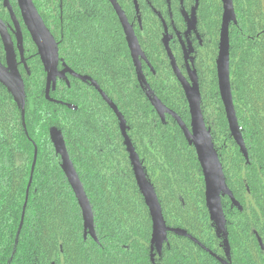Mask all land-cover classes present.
Segmentation results:
<instances>
[{
	"label": "trees",
	"instance_id": "16d2710c",
	"mask_svg": "<svg viewBox=\"0 0 264 264\" xmlns=\"http://www.w3.org/2000/svg\"><path fill=\"white\" fill-rule=\"evenodd\" d=\"M46 1L39 0L36 5L48 24L55 26L65 61L75 66L77 57L81 66H99V72L105 67L111 74L108 80L106 75L96 77L104 82L103 87L110 85L106 92L127 121L128 135L155 187L167 226L187 231L215 256L227 260L223 238L217 235L210 219L204 177L194 148L172 118L160 120L134 86L137 83L131 75H125L124 81L129 83L130 91L119 92L120 79L112 73L120 67L125 71L129 68L124 64L125 56H120L119 47L125 41L116 37L121 27L109 3L67 0L60 12L43 4ZM118 1L133 17L134 6H129L133 0ZM194 1L183 0V5L190 9ZM137 2L143 35H151L159 55L163 52L161 19L168 20L169 9L175 13L181 0ZM199 3L200 25L218 41L222 0ZM233 3L237 22L230 28L231 77L248 162L230 136L216 75H206L209 86L203 93V112L227 186L239 204L235 207L227 198L222 200L230 262L264 264V0ZM155 58L162 75L153 80V89L189 123V109L178 83L162 69L165 64L157 55ZM212 63L215 72L214 59ZM34 65L33 71L42 70L38 60ZM31 78L25 84V123L21 109L0 85V264H8L14 249L31 177L34 143L38 158L11 264H153L152 255L155 264H222L191 239L174 233L168 234L161 255L152 251V219L113 111L96 93L64 85L52 92V97L76 104L78 111L50 103L44 98L42 75ZM52 128L62 132L84 186L98 242L90 236L84 238L82 211L50 139Z\"/></svg>",
	"mask_w": 264,
	"mask_h": 264
},
{
	"label": "water",
	"instance_id": "95a60500",
	"mask_svg": "<svg viewBox=\"0 0 264 264\" xmlns=\"http://www.w3.org/2000/svg\"><path fill=\"white\" fill-rule=\"evenodd\" d=\"M114 7L120 22L123 26L127 43L130 48L131 54L137 66L139 81L142 89L149 98L152 106L157 110L161 118H164L165 114L172 115L179 127L183 131L185 138L189 145L193 146L196 155L201 166L204 182H205V195L206 204L210 214V219L215 227L217 235L223 238V244L225 248V253L227 260L215 256L211 251L206 249L201 245L195 238H193L187 231L179 228H170L167 226L162 206L160 204L159 198L155 191V188L151 181L148 179L147 174L144 171L143 164L132 145V142L127 134L126 121L122 114L119 112L118 108L113 102H111L104 94L103 98L109 104L111 109L116 114L119 122L122 135L125 139V145L127 147V152L129 153V159L133 168V173L136 179L137 186L145 200V203L149 209L150 216L152 219V238H151V249L157 251L159 255L162 254L164 245L168 242V234L174 233L178 236L187 237L193 242L197 243L204 250L209 252L213 257H216L218 261L222 264H231L230 262V245L227 233V222L224 214V209L222 205V198L228 196L235 206H239L238 202L235 200L232 192L229 190L226 178L223 172L222 164L220 162L219 156L215 149L211 131L207 128L202 109H201V95L199 92V87L195 79L192 80L193 85H188L181 77V83L184 86L187 100L190 107L191 114V129H189L184 122L172 111L168 110L161 101L155 96L151 88L149 87L143 73L141 70V65L139 62V57L144 58V54L141 51V47L135 36L132 26L128 23L125 14L119 7L116 0H109ZM18 6L21 12V16L30 36L38 49V55L43 63L44 69L47 73V85L48 93L51 83L55 84L56 78L58 76L63 77L59 74L58 66L60 62L58 45L51 34L50 30L46 27L43 19L41 18L38 10L36 9L33 0H17ZM223 3V22L221 29V38L219 46V56L217 60L218 68V79H219V89L222 97V101L225 107L227 120L229 123V128L232 137L237 142L240 147L241 152L248 159L247 150L245 143L240 132V127L238 124V119L236 116V111L233 103L231 83H230V39H229V28L232 23L237 22L235 8L233 0H222ZM14 23L17 30L20 33V28L18 22L14 16ZM196 26V9H193L191 19L188 20L189 29L195 28ZM0 32L5 43L7 52V66H3L0 62V83L3 84L9 93L13 96L14 101L21 109L22 119L25 123V111H26V91L25 85L20 75L18 69V63L16 59V54L11 42V39L7 32L5 31L2 23L0 22ZM20 44V36L18 40ZM166 46L168 42L165 41ZM170 56L171 53L169 52ZM172 57V56H171ZM173 60V59H172ZM173 66L175 71L178 72L176 65L173 61ZM179 73V72H178ZM48 95V94H47ZM69 106V105H68ZM50 138L54 145L57 155L61 157V168L74 192V195L78 201V204L82 211V218L84 223V238L90 236L95 242H98V238L95 231V219L92 206L81 182V179L70 159L66 143L63 134L57 128H52L50 131ZM35 146L34 161L31 169L30 182L27 188L26 200L23 207V213L21 222L19 225V230L16 236L14 249L12 255L8 261V264L12 263V260L16 254L17 246L19 243L20 233L23 227L26 207L28 203L29 190L33 179V173L35 170L38 149ZM152 262L155 264L154 255H152Z\"/></svg>",
	"mask_w": 264,
	"mask_h": 264
},
{
	"label": "flooded vegetation",
	"instance_id": "af4514ba",
	"mask_svg": "<svg viewBox=\"0 0 264 264\" xmlns=\"http://www.w3.org/2000/svg\"><path fill=\"white\" fill-rule=\"evenodd\" d=\"M106 1L111 6L112 11L115 14V16L118 20V23L121 27V32L118 31L116 37H118V38L123 37L124 38L125 42L124 43L121 42V46L119 47V50H120V56H121V54L123 56H125L124 57V64L128 65V68H129L128 71H125V70H123V67H120L119 71L112 73V75H118V78L120 79L119 83H118V86L120 87L119 92L121 93V91H126V92L130 91L129 83H126L124 81L126 78L125 75H131L130 77L134 78L135 82L137 83L135 85L134 84L135 82H134L133 83L134 86H137L140 89L142 94L146 97L147 101L152 106L149 98L147 97V95L145 94L144 90L141 87V84L139 81V76H138L139 74L137 71V66H136V63H135L133 56L131 54L130 48L128 46L126 35L124 32L123 26L120 22V19L116 13L114 7L112 6L111 2L109 0H106ZM116 1L118 3L119 7L121 8V10L123 11V13L125 14V17L127 18L128 23L132 26L133 31L135 33V36H136L138 43L141 47V51L144 54V58L142 56L139 57V62L141 65L142 73H143L149 87L151 88V90L153 91L155 96L161 101V103L168 110L175 113L184 122V124L189 129H191L190 107H189V103L187 100V95H186L184 86L181 83V80L178 78V75H180V77L190 86L193 85V82H192L193 79H195L197 81V84L199 87V92L201 95V109H202L204 120H205V116H204V112H203V93L205 91L206 86H209L208 85L209 79L206 78V75H216V85H217V89H218L219 99L221 101V105L223 106L225 118H226V121L228 123L225 107H224L222 97H221V93H220V89H219L218 68H217V60H218V56H219V46H220L222 25L220 28L218 41L214 38H211V34H208V32H206L205 29H203L201 27L200 22H199V16H198V10L200 7L199 0H195L194 4L190 7V9H186L183 5L184 4L183 0H181L180 6L177 8L175 13H173L172 10L169 9L168 20H165L164 18L161 19L162 27H163V30L161 32V44L163 46V52L162 53L159 52V55H158L155 51L157 49L154 48V46H152L151 35L150 34L147 35L146 33L143 35V30L141 27V25H142L141 11H140V7H139L137 0H133L129 4V6H134L135 14L133 15V17H129L130 15H127L125 9L119 3V1L118 0H116ZM37 2H39V0H33V3L35 5L36 9L38 10V12H39L41 18L43 19L46 27L50 30L51 34L53 35V37H54V39L58 45L59 58H60V62H59V66H58V70H59L58 75H62L63 77L58 76L56 78L55 84L51 83V85L49 87V93H48V90H47V88H48L47 73H46L44 66H43V63H42V61L38 55V49H37L35 43L33 42L32 38L30 36V33L27 30V27L25 26V24L23 22L17 0H0V22L2 23L5 31L7 32V34L9 35V37L11 39V42H12V45H13V48H14V51L16 54L18 69H19L20 75L22 76L24 85L26 84L27 80L32 79L31 77H33V75H42L43 81H44V98L46 101H48L50 103H54L57 105L64 106V107H66L70 110H73V111H78L79 108L76 104L66 103V102H63L61 100H58V99H55L52 97V92H56L60 87H62L64 85L68 89H70L71 87H76L75 91H79V89H81V90L85 89V90L89 91L90 93L91 92L96 93V95L99 96V98L103 101V103H105V105L111 109L109 104L103 98L102 94H104L111 102H113L115 104V106L118 108V110L120 112L119 106L109 97V95L106 92V90L110 87V85L106 83V87H103L104 82L102 81L100 83V81L96 77L98 75L100 77H102L103 75H106L107 80H108L109 75H111L109 73L108 69L106 70L105 67H102L101 72H99V69H100L99 66L92 68V69L89 66H85V64L83 66H81L79 64V62L76 60L77 57H74L77 66L76 65L70 66L65 61L66 60L65 57L61 56L60 48H59L61 40L57 39V37L55 35V33H56L55 26L48 24L47 20H45L44 16L40 13L39 9L37 8V5H36ZM65 3H67V0H47L43 4H45V5L47 4L49 6V8H52L53 10L58 8L61 12ZM193 9H196V26H195V28L189 29L188 20L191 19ZM14 16L18 22V25L20 28V33L15 26ZM60 19L62 20V15L60 16ZM222 22H223V19H222ZM234 24L235 23H232L231 25H234ZM231 25H230V28H231ZM230 28H229V39H230ZM19 36H20V44L18 42ZM165 41L168 42L167 46L165 44ZM125 44H126V46H125ZM169 52L171 53L172 57L170 56ZM230 52H231V42H230ZM156 55L165 64L162 67V69H164L166 71L167 75L172 76V78L178 83V85L181 89V92L183 94L185 102L187 103L186 106H188V109H189V115H190L189 123L185 122L181 118V116L175 111L174 108H172L171 106H169L168 104L163 102V100H161L159 98L156 91L153 89V87L151 85L153 80L156 79V77H158V75H162L160 73L161 69L157 68V66L159 67V63H157V60L155 58ZM212 59H214V62H215V72H214ZM36 60H38L41 64V68H42L41 71H33V68L35 67L34 63L36 62ZM151 60L152 61L155 60L156 65L153 64ZM173 61H174V64L176 65V68H177L179 73L175 71V68L173 66ZM0 62L2 63L3 66H5V67L7 66V52H6V47H5V43L3 41L1 32H0ZM78 64H79V66H78ZM77 67L80 69H78ZM88 67H89V69H88ZM211 70L213 71V74H212ZM230 83H231L233 103H234V107H235V111H236L235 99H234V95H233L232 77H231V64H230ZM0 85L3 88H5L7 93L14 100L13 96L9 93L7 88L1 83H0ZM113 85H115V84H113ZM153 109L155 110L156 114L159 116V118L162 122H165V120L168 117L172 118L176 122L175 118L168 113L165 114L164 118L162 119L161 116L158 114L157 110L154 107H153ZM113 113H114V111H113ZM114 115L116 116L115 113H114ZM122 116L124 117L123 114H122ZM236 116H237V112H236ZM116 119L118 121V126H119V130H120L121 137L123 140V145H124L126 152H127V147L125 145V139L122 135L121 128H120V122H119L117 116H116ZM124 119H125V117H124ZM237 119H238V116H237ZM125 121H126V119H125ZM205 123H206V120H205ZM176 124L179 127L177 122H176ZM238 124H239V120H238ZM126 126H127V134H128L129 126L127 124V121H126ZM206 126H207V123H206ZM239 127H240V124H239ZM207 128L211 131V129L208 126H207ZM228 128H229V123H228ZM229 131H230V128H229ZM240 132H241V127H240ZM182 133H183V131H182ZM241 134H242V132H241ZM183 135H184V133H183ZM211 135H212V131H211ZM230 136L233 139L236 146L240 150L239 145L237 144V142L232 137L231 131H230ZM184 137H185V135H184ZM242 137H243V135H242ZM130 140H131V138H130ZM185 140H186V138H185ZM212 140H213V135H212ZM243 140H244V137H243ZM131 142H132V140H131ZM213 143H214V141H213ZM244 143H245V141H244ZM33 145H36V144L34 143ZM132 145L135 148L133 142H132ZM214 146H215V144H214ZM245 147H246V145H245ZM34 148H35V146H34ZM215 149L217 151L216 147H215ZM246 150H247V147H246ZM34 151H35V149H34ZM240 153L242 154L244 159L248 162L249 155H248V159H246L245 156L243 155V153L241 152V150H240ZM217 154H218V151H217ZM247 154H248V150H247ZM34 155H35V153H34ZM128 155H129V153H128ZM218 156H219V154H218ZM37 158H38V155H37ZM61 163H62V161H61ZM223 198H225V199L227 198L232 203V201L230 200V198L228 196H224ZM223 198H222V200H223ZM249 198H250V202H251L252 206L256 207L252 198L251 197H249ZM235 207H239V206H235ZM154 251H156V250L154 249ZM156 253H157V251H156Z\"/></svg>",
	"mask_w": 264,
	"mask_h": 264
}]
</instances>
